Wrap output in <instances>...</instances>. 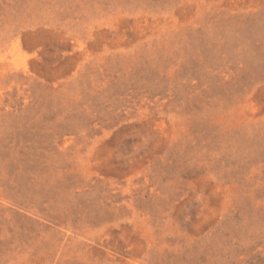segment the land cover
I'll return each instance as SVG.
<instances>
[{"label":"rangeland","instance_id":"1","mask_svg":"<svg viewBox=\"0 0 264 264\" xmlns=\"http://www.w3.org/2000/svg\"><path fill=\"white\" fill-rule=\"evenodd\" d=\"M0 264H264V0H0Z\"/></svg>","mask_w":264,"mask_h":264}]
</instances>
